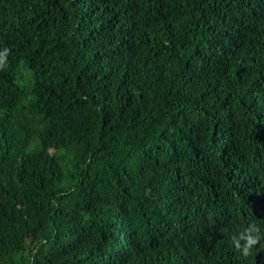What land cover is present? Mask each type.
Masks as SVG:
<instances>
[{
  "label": "trees",
  "instance_id": "1",
  "mask_svg": "<svg viewBox=\"0 0 264 264\" xmlns=\"http://www.w3.org/2000/svg\"><path fill=\"white\" fill-rule=\"evenodd\" d=\"M5 49L0 264H264V0H0Z\"/></svg>",
  "mask_w": 264,
  "mask_h": 264
},
{
  "label": "clouds",
  "instance_id": "2",
  "mask_svg": "<svg viewBox=\"0 0 264 264\" xmlns=\"http://www.w3.org/2000/svg\"><path fill=\"white\" fill-rule=\"evenodd\" d=\"M8 49L0 53V68L5 66ZM261 239L260 229L255 224H250L244 228L238 235L232 237V242L236 249L240 250L245 256L249 255L250 250Z\"/></svg>",
  "mask_w": 264,
  "mask_h": 264
}]
</instances>
